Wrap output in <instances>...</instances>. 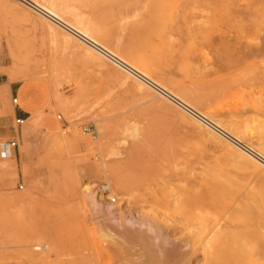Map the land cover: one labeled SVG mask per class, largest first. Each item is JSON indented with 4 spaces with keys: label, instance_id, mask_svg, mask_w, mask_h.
<instances>
[{
    "label": "rangeland",
    "instance_id": "1",
    "mask_svg": "<svg viewBox=\"0 0 264 264\" xmlns=\"http://www.w3.org/2000/svg\"><path fill=\"white\" fill-rule=\"evenodd\" d=\"M66 7L62 17H79L206 119L33 8L0 0V264H264V165L212 128L264 156V0ZM9 83L38 114L11 159L1 150L16 129Z\"/></svg>",
    "mask_w": 264,
    "mask_h": 264
},
{
    "label": "bare ground",
    "instance_id": "2",
    "mask_svg": "<svg viewBox=\"0 0 264 264\" xmlns=\"http://www.w3.org/2000/svg\"><path fill=\"white\" fill-rule=\"evenodd\" d=\"M19 2L23 3L24 5H26L28 8L30 7L31 9L33 8L35 11H37L36 13L39 12V14H41L42 16H44L45 18H48L49 21H51L52 23H55V25L59 26L60 28H63V30L67 31L66 33L68 35H73L74 37H76L77 39H80L83 41V43L85 45H87V47L90 50L95 51L96 53L102 55V57L108 59L109 61H111L112 63L119 65L121 67L124 68V70L132 75V77H137V79L143 81V83H146L149 87V89H152L153 91L157 92L158 94L162 95L163 97H166L168 100L174 102L177 106H179L180 108H182L184 111L193 114V116H199L200 118H205L201 113H199L189 102H187L186 100H184L181 96H179L178 94L172 92L171 90L165 88L163 85L157 83V81L152 80L149 75L147 73H145L144 71H141L140 68L136 69L131 67L130 65H128L126 62H124L122 59H120L119 57L115 56L114 54H112L111 52H109L108 50H106L104 47H102L101 45H99L94 39L93 37L90 35L89 29L87 27V25H85L79 17L73 16V18L71 20L69 19H65L64 17L61 16V14L58 12V10H63L66 11L67 7H66V2H68V0H48L47 4H39L37 1L35 0H18ZM80 16V15H79ZM44 18V19H45ZM50 22V23H51ZM45 26V25H44ZM47 26V25H46ZM70 33V34H69ZM72 36V37H73ZM63 39L64 42H69V40L62 36L61 37ZM79 41V40H78ZM81 42V41H79ZM82 43V42H81ZM87 51V50H86ZM88 54L89 51H87ZM13 67V66H12ZM1 73V72H0ZM6 73V72H4ZM6 75L8 76V82L10 81H14L17 79L16 75L12 72L10 73H6ZM137 80V81H139ZM139 83H142V82ZM144 84V85H146ZM6 84L0 86V97L4 94V92L6 91L5 86ZM139 86V85H138ZM140 87V86H139ZM1 88H4L1 89ZM220 107V106H219ZM196 119V118H195ZM197 120V119H196ZM199 121V120H198ZM202 122V121H200ZM204 122V121H203ZM202 122V124H203ZM212 128L216 129V130H220L219 132L221 134H224V137L227 138L229 141H231L230 143H234L236 145H238L242 150H244V152L247 154V152H250V154L252 153V155L259 160V162H261V164L264 165V156L261 155L260 153L254 151L253 149H251L250 147L242 144L239 139H237L235 136L231 135L228 133L227 130H225V126L221 123H214L212 121ZM208 125V124H207ZM211 126V124H210ZM127 129V128H126ZM133 129V128H132ZM210 129V128H209ZM244 129V128H243ZM251 132V131H249ZM216 134V133H215ZM223 138V137H222ZM227 140V141H228ZM228 141V142H229ZM232 143V144H233ZM235 145V146H236ZM237 147V146H236ZM239 147H237L239 149ZM0 155H2L0 153ZM248 155V154H247ZM5 158H10L11 159V155L9 150H6V154L4 156ZM254 159V158H253ZM108 168V167H107ZM110 168V167H109ZM102 170V169H101ZM106 171V170H105ZM109 172L113 175V178L115 180V182H118V179L116 178V174L115 171L110 168ZM87 186L83 187V191L86 192L87 191ZM146 223V222H145ZM141 227V226H140ZM148 227V226H147ZM143 228V227H142ZM142 232V231H141ZM207 244L210 241V238H208L207 240ZM163 244V243H162ZM179 254V252H178ZM171 255V254H170ZM181 255V254H179ZM166 256V255H165ZM180 258H182L180 256ZM164 259V258H163ZM176 259V258H175ZM179 260V259H178ZM177 261V260H176ZM173 262V261H172ZM165 264L169 263V260L166 259L164 260ZM172 264V263H171Z\"/></svg>",
    "mask_w": 264,
    "mask_h": 264
},
{
    "label": "crops",
    "instance_id": "3",
    "mask_svg": "<svg viewBox=\"0 0 264 264\" xmlns=\"http://www.w3.org/2000/svg\"><path fill=\"white\" fill-rule=\"evenodd\" d=\"M4 84H7V81L4 80V74L0 73V86H2ZM19 88H20V85L14 87L11 83L8 84V90L11 92V97H16V99H17ZM14 91H15V93H14ZM32 96H34V95L32 94ZM24 98H26V97H24ZM13 113H14L15 116L20 117L23 120L24 123L26 122V120H28L31 117V115H38V114H31V111L25 105L20 106L19 104H18L17 108L13 110ZM40 116H43L42 120L45 121V122H47V120H49V119L51 120V118H52L49 115L40 114ZM53 119H54V117H53ZM40 127L43 128L44 125H41ZM7 134L10 135V137H17L18 140H19L18 148L13 151V154L16 155V154H18V149H19L20 143L22 141H24L22 125L20 127H17L16 129L12 128L9 131V133H7Z\"/></svg>",
    "mask_w": 264,
    "mask_h": 264
},
{
    "label": "built area",
    "instance_id": "4",
    "mask_svg": "<svg viewBox=\"0 0 264 264\" xmlns=\"http://www.w3.org/2000/svg\"><path fill=\"white\" fill-rule=\"evenodd\" d=\"M11 102L13 104V108L16 109L18 104H17V99L16 97H11ZM58 119H60V116H57ZM23 123V120L14 115V126L20 127ZM82 132L84 134H88L90 135V137L92 139H95L97 137V133L96 130L93 126H86L83 127ZM19 145V140L17 137H13L7 144H5L3 147H1L2 153L5 155L6 154V150L9 149L11 151V155H13V151L16 150L18 148ZM102 188V186L99 187V191ZM112 201H114L115 199H111Z\"/></svg>",
    "mask_w": 264,
    "mask_h": 264
}]
</instances>
